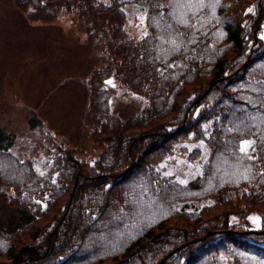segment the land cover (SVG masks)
<instances>
[{
  "label": "trees",
  "instance_id": "16d2710c",
  "mask_svg": "<svg viewBox=\"0 0 264 264\" xmlns=\"http://www.w3.org/2000/svg\"><path fill=\"white\" fill-rule=\"evenodd\" d=\"M12 2L34 25L66 11L102 59L89 71L82 113L80 138L89 145L38 128L56 147L47 174L10 152L0 128V192L15 207L0 226V264H264V148L252 162L237 151L264 137V97L232 86L249 82L264 54V0L254 17L248 0H237L232 28L193 0L191 17L181 9L187 26L167 18V30L148 18L157 8L145 0ZM132 2L148 9L139 33L128 28ZM258 81L264 91V76ZM118 88L145 97L136 114L111 111ZM183 140L199 170L189 180L159 165ZM251 211L259 229L241 225Z\"/></svg>",
  "mask_w": 264,
  "mask_h": 264
},
{
  "label": "rangeland",
  "instance_id": "374dc122",
  "mask_svg": "<svg viewBox=\"0 0 264 264\" xmlns=\"http://www.w3.org/2000/svg\"><path fill=\"white\" fill-rule=\"evenodd\" d=\"M236 1L198 0L199 3L207 2L205 7L212 14L219 15L226 23L230 22V28L236 27L237 17H232L237 11ZM189 8L186 13L191 17L193 11L189 12ZM247 9H251L252 17L256 16L260 12L257 0H248ZM126 10L128 28L141 32L144 6L132 2L126 5ZM69 17V13L62 10L52 24H29L12 0H0V128L11 140L8 150L27 160L37 175L47 174L50 170L56 149L45 143L46 132L43 130L52 138L64 135L71 144L89 145L88 139L80 138L82 113L89 96V71L100 64L102 58L99 52L92 53L81 42L83 23L73 22ZM261 27L259 35L264 37V17ZM218 37L213 33L214 40ZM247 50L252 51L250 46ZM252 64L258 66L252 72L254 77L249 82L234 83L232 86L237 89L238 86L249 85L245 94L253 98L264 97L262 82H253L255 78L264 76V54ZM110 82L111 85L116 84ZM236 92L243 95L239 90ZM144 100L142 94L118 88L110 97L109 105L113 113L124 119L136 114ZM218 109L221 119L230 118L228 114L224 117L221 105ZM35 120L37 123L30 125ZM261 125L264 131V122ZM254 138L255 147H264L261 145L264 137ZM189 146L190 142L183 140L182 146L176 144L174 151L162 158L159 165L167 174H174L181 180H189L198 174L197 166L186 157V147ZM14 208L0 192V226H5L7 218L13 217ZM241 225L247 229H259L262 226L259 212L243 214Z\"/></svg>",
  "mask_w": 264,
  "mask_h": 264
},
{
  "label": "snow or ice",
  "instance_id": "6c2138e0",
  "mask_svg": "<svg viewBox=\"0 0 264 264\" xmlns=\"http://www.w3.org/2000/svg\"><path fill=\"white\" fill-rule=\"evenodd\" d=\"M145 2L155 3L157 11L153 13L151 17L148 18L154 21L157 25L162 26L165 30L172 28V23H169L167 18H171L175 20L176 23L184 24L185 26H187L188 21L183 19L184 12H182L181 9L188 8L193 3V0H145ZM249 11H251V9ZM147 15L148 9L145 8L141 17V23L144 22V17H146ZM172 42L175 43V41ZM251 146L252 143L250 141H245L241 145L240 150L247 154V150Z\"/></svg>",
  "mask_w": 264,
  "mask_h": 264
}]
</instances>
